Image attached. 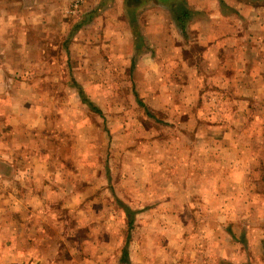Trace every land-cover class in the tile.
Segmentation results:
<instances>
[{"label": "rangeland", "instance_id": "374dc122", "mask_svg": "<svg viewBox=\"0 0 264 264\" xmlns=\"http://www.w3.org/2000/svg\"><path fill=\"white\" fill-rule=\"evenodd\" d=\"M60 18L61 29L42 37L45 53L32 54L33 69L8 74L29 85H8L0 95V114L43 115L32 129L16 131L22 150L13 158L28 161L0 163V258L14 252L29 264H215L210 257L234 236L251 255L234 264H264L263 85L251 93L244 72L207 69L208 56L199 53L187 56L190 64L131 70L139 58L128 51L140 41L102 38L87 17L70 13V3ZM10 64L24 67L20 57ZM217 75L221 85L209 81ZM158 78L171 85L154 87ZM88 79L83 92L101 113L71 84ZM0 133L7 144L4 118ZM13 175L17 181L7 182ZM189 191L196 209L172 215ZM217 201L230 214L216 215ZM125 209L133 213L130 227ZM18 223L27 225L24 243L10 239ZM217 226H225L224 239L215 237Z\"/></svg>", "mask_w": 264, "mask_h": 264}, {"label": "crops", "instance_id": "0c3cea01", "mask_svg": "<svg viewBox=\"0 0 264 264\" xmlns=\"http://www.w3.org/2000/svg\"><path fill=\"white\" fill-rule=\"evenodd\" d=\"M71 1L0 0V95L2 91L6 92L2 88L8 87V85L12 86L17 83L23 86L29 85L28 79L23 78L17 82L8 74L15 76L16 73L23 72L24 74L26 70L31 71L33 69L32 54L41 56L45 53L43 48H46L44 46L46 42L42 37L46 36L50 27H60L61 29L63 21L60 16L63 8L69 6ZM80 1L81 6L78 12L87 17L89 25L96 26L102 38L108 35L126 38L131 41V46L132 40L140 41L139 49L136 47L135 51L133 49L128 51L130 56L134 53L139 58L131 60V70L136 67L145 72L150 70L159 71L163 69L164 64L167 63L168 68H172L173 66L170 65H174L177 61L181 65H185L190 61L187 56H191L192 53H199L208 56L209 66L207 69L216 72L230 70L244 72V75L241 73L240 77H243L248 84L251 82L250 87L253 86L251 93H255L259 85L264 87V83H262L264 79V0ZM116 26H119V30L122 31L119 34L117 33L118 30H115ZM113 33L116 35H113ZM37 35L39 40L35 42L33 40ZM175 40L181 43H176ZM165 55L174 56V58L180 56V60L163 58ZM14 57L23 59L24 67L16 69L11 66L10 61ZM206 62L207 60L203 59L201 64ZM200 67L204 69L202 66ZM189 68L190 70L196 69L195 67L191 68V66ZM90 80L88 79L85 83L80 80H73L71 84L77 88L80 101L81 93L84 100L82 102L87 107L92 106L94 112H100L87 99L82 89V87L90 85ZM209 81L214 85H221L219 75L215 80L211 78ZM164 85L171 84L169 80L166 81L160 78L154 81V87ZM42 116L41 113L0 114V119L7 120L8 131L7 144H4L0 137V163H5L8 167L14 168L17 166V162L26 163L28 161V156H21L17 160L13 158L16 150H19L18 152L22 150L16 144V131L32 129V120L35 124L39 123ZM28 120H31L30 124ZM15 181L17 179L14 175L7 179L9 183ZM190 188L187 187V190H190ZM190 191L187 199L183 196L185 207L179 210L172 206L169 211L172 215H179L181 212L186 213V211L192 213L196 209L192 206ZM215 195L217 196L216 199L222 196L220 192ZM215 209L216 215L230 214L229 206H224L221 201L216 202ZM14 212L15 209L12 207L8 211L11 214ZM23 216L24 213L20 219L21 221L26 219ZM228 225L226 231H228ZM12 227L14 237L10 239L13 242L21 240L24 243L27 238V225L18 223V225ZM7 228L9 229V227ZM216 228L219 232H215V237L224 239L225 226H222L220 230L218 226ZM216 233H219V235H216ZM233 238L234 236L230 237L231 241L226 240V245L221 244L220 248H223L222 250H215L214 255L210 257L211 261L213 260L215 264H234L239 255H243L244 258L245 253L247 261H251V255L240 245L239 239ZM247 239H244V241L249 247L250 243ZM262 240L259 245L264 244ZM10 242L9 240L6 245L9 246ZM224 245L226 249H224ZM227 249L230 250V253ZM0 261V264L30 263V260H26V256L20 257L14 252L8 257L0 258Z\"/></svg>", "mask_w": 264, "mask_h": 264}, {"label": "built area", "instance_id": "2783aa9c", "mask_svg": "<svg viewBox=\"0 0 264 264\" xmlns=\"http://www.w3.org/2000/svg\"><path fill=\"white\" fill-rule=\"evenodd\" d=\"M81 6V1L80 0H72L70 4V13L71 14H76Z\"/></svg>", "mask_w": 264, "mask_h": 264}, {"label": "trees", "instance_id": "16d2710c", "mask_svg": "<svg viewBox=\"0 0 264 264\" xmlns=\"http://www.w3.org/2000/svg\"><path fill=\"white\" fill-rule=\"evenodd\" d=\"M80 96H83L81 93H80ZM83 99H81L82 101ZM84 101V100H83ZM92 108V106H89ZM125 215L126 217L129 219L128 221V226L130 227L132 225V217H133V213L129 210V209H125ZM126 253V252H125ZM124 253V254H125Z\"/></svg>", "mask_w": 264, "mask_h": 264}]
</instances>
